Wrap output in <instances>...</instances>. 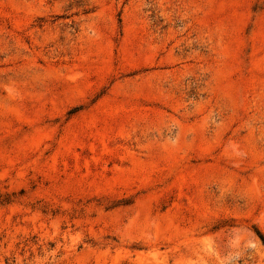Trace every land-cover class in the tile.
Returning a JSON list of instances; mask_svg holds the SVG:
<instances>
[{"label":"rangeland","instance_id":"rangeland-1","mask_svg":"<svg viewBox=\"0 0 264 264\" xmlns=\"http://www.w3.org/2000/svg\"><path fill=\"white\" fill-rule=\"evenodd\" d=\"M264 0H0V264H264Z\"/></svg>","mask_w":264,"mask_h":264},{"label":"trees","instance_id":"trees-1","mask_svg":"<svg viewBox=\"0 0 264 264\" xmlns=\"http://www.w3.org/2000/svg\"><path fill=\"white\" fill-rule=\"evenodd\" d=\"M260 237H261V239H262L263 242H264V236H263L262 234H260Z\"/></svg>","mask_w":264,"mask_h":264}]
</instances>
